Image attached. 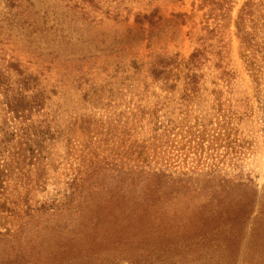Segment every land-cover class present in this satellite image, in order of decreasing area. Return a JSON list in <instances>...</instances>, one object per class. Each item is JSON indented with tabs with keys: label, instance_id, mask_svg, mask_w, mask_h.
<instances>
[{
	"label": "trees",
	"instance_id": "1",
	"mask_svg": "<svg viewBox=\"0 0 264 264\" xmlns=\"http://www.w3.org/2000/svg\"><path fill=\"white\" fill-rule=\"evenodd\" d=\"M22 1L0 0L10 9ZM210 1L189 58L158 53L116 62V72L132 74L127 80L144 76L137 102H53L56 84L0 53V264H78L92 255L100 257L87 264H113L100 261L105 250L132 264H207L219 254L236 257L258 204L264 223V193L241 171L254 141L232 125L257 118L264 132V4L247 1L235 20L241 70L225 39L230 0ZM72 4L86 21L99 7L96 0ZM156 12L136 23L148 19L153 27ZM154 85L162 93L180 90L181 102L172 103L185 107V116L173 114L170 97ZM209 85L219 94L220 119L189 120L191 138L182 146L174 132L185 128L190 104L202 105L192 101L205 100L200 93ZM104 89L83 98L101 100ZM228 93L232 102H223ZM62 160L72 170L65 188L38 200ZM43 249L57 256L40 255Z\"/></svg>",
	"mask_w": 264,
	"mask_h": 264
},
{
	"label": "rangeland",
	"instance_id": "2",
	"mask_svg": "<svg viewBox=\"0 0 264 264\" xmlns=\"http://www.w3.org/2000/svg\"><path fill=\"white\" fill-rule=\"evenodd\" d=\"M247 1L249 0H230L229 17L224 22L227 27L225 39L231 41L233 65L241 70L235 20ZM253 1L264 4V0ZM73 2L81 3V0H30L29 2L23 0L18 8L12 9L5 8L0 2V53L8 60H18L32 71L40 73L45 82L56 84L59 94L53 97V102H137L140 98L138 91L144 88L141 84L144 76L138 80L136 78L127 80V75L132 74L124 72L125 68L121 67L116 72V62L117 64L120 62L122 66L131 58L149 60L148 56L158 53H179L182 58H189L200 44L199 38L204 33L203 28L207 24L208 13H211L213 7L210 0H96L99 7L89 9L90 14H87L88 21H86L80 14L71 10L72 7L69 5L73 6ZM155 10L157 12L154 13L153 18L155 21L160 20L153 27L148 25V19H143V24L136 23L139 15L141 18L145 15L150 16ZM213 22L214 19H211L210 24ZM209 73L212 75L214 72ZM242 78L244 86L251 91L249 77L243 73ZM100 86L106 91L101 100L92 99L91 96L88 100L83 98L85 92L92 94ZM153 89L170 97L171 100L168 102L173 114L183 112L185 116L183 111L185 107L172 103L181 102L180 90L162 93L156 85ZM214 89L216 90V86L209 85L207 92L200 93L205 100L192 101L203 103L202 105L190 104L188 109L190 116L185 123V128L182 132L179 128L174 132L176 142H180L183 138L182 146L191 138L189 120L194 124L195 117L208 119L210 115H215V120L219 118V108L215 100L219 94L216 92L212 94ZM122 94L127 95V98ZM220 99L223 102H232V95L228 93ZM233 102L236 101L233 99ZM94 112L104 114L105 110L99 109ZM244 121L240 125L238 122L232 125L239 127L243 136L254 141V153H250L243 161L241 171L245 177L251 178L252 184L260 193H264L263 124L257 118ZM185 148L188 150L189 147L185 146ZM68 165L67 161L62 160L59 169L51 172L46 191L38 194V200L51 199L57 196L60 189L65 188V182L72 174ZM183 203L182 201L181 206ZM196 203L197 201L191 205V208H194ZM170 207L171 210L174 209L173 212L177 209L172 202ZM260 210L261 205L258 204L236 257L228 259L219 254L211 257L207 264H232L233 262L264 264V223L257 219ZM221 246L225 247L220 244L218 248ZM1 247L4 248L5 244H1ZM113 249L114 247L111 250ZM51 251L43 249L40 255L49 256L50 253L53 254ZM140 251L143 250L137 249L134 253H140ZM99 252L102 254L104 248L99 249ZM53 255L56 257L57 253ZM115 256L110 250H105L100 261L104 260L106 263L113 264L119 262V264H132L133 262V259L127 255H122L125 256L123 261L119 259L122 258L120 254ZM174 256L176 258V255ZM99 257L92 255L83 258L78 264H87ZM43 261L40 258L38 262Z\"/></svg>",
	"mask_w": 264,
	"mask_h": 264
}]
</instances>
